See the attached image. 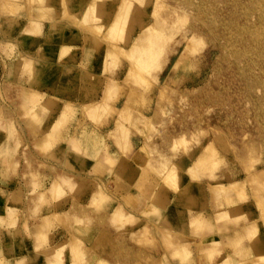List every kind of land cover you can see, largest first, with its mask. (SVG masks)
I'll use <instances>...</instances> for the list:
<instances>
[{
	"label": "crops",
	"instance_id": "1",
	"mask_svg": "<svg viewBox=\"0 0 264 264\" xmlns=\"http://www.w3.org/2000/svg\"><path fill=\"white\" fill-rule=\"evenodd\" d=\"M43 1L53 21L31 20L26 0L20 16H0V264H83L75 240L88 264H264V221L251 199L219 202L215 184L187 173L189 153L161 152L175 167L161 172L144 138L115 134L118 102L90 117L122 68L105 71L107 46L63 20L61 0ZM43 5L32 9L46 18ZM173 169L177 189L163 181ZM67 177L73 193L52 200Z\"/></svg>",
	"mask_w": 264,
	"mask_h": 264
},
{
	"label": "rangeland",
	"instance_id": "2",
	"mask_svg": "<svg viewBox=\"0 0 264 264\" xmlns=\"http://www.w3.org/2000/svg\"><path fill=\"white\" fill-rule=\"evenodd\" d=\"M18 1L0 0L2 19L20 16ZM45 3L26 0L31 20L55 19V9ZM60 4L63 20L95 44L107 46L105 71L122 68L119 79L106 88L107 106L88 108L90 117L98 120L99 110H114L108 102H118L115 134L126 140L132 131L144 138L151 156L161 158V172L163 165L174 167L161 152L173 157L192 154L196 159L187 170L191 178L227 184L224 188L239 182L237 188L220 187V194L215 192L219 202L230 205L251 199L264 221V0H61ZM40 5L46 18L32 9ZM38 33L40 28L34 35ZM192 35L197 37L194 54L186 70L175 76L173 64ZM8 49L7 43L4 51ZM62 51L66 54L67 48ZM129 73L134 80L128 83ZM201 156L208 161L195 166L204 163ZM176 179V169L163 177L173 189ZM71 181L67 177L54 183L50 198L58 202L65 196L62 188L73 193ZM37 184L33 179V187ZM45 201L46 195L39 205ZM7 213L10 224L14 213L10 209ZM52 215L59 218L58 213ZM46 222L53 226L51 219ZM75 242L82 263L88 264L87 258L83 260L86 248L78 240L71 247Z\"/></svg>",
	"mask_w": 264,
	"mask_h": 264
},
{
	"label": "bare ground",
	"instance_id": "3",
	"mask_svg": "<svg viewBox=\"0 0 264 264\" xmlns=\"http://www.w3.org/2000/svg\"><path fill=\"white\" fill-rule=\"evenodd\" d=\"M83 2H84V0H83ZM124 22L125 21H123L122 20V22L120 21V23L121 24H123L124 25ZM197 40V37L196 36H191V37H188L187 38V41H186V45L184 46V48H183V50L181 51V53H180V57H179V59L178 60H176L175 62H174V64H173V74H175V76H178V75H180L183 71H185L186 69H185V67L187 66V65H189V62H190V57L194 54V53H192V50H193V43L195 42ZM64 49V48H63ZM62 49V50H63ZM66 49V48H65ZM56 50V49H55ZM61 55H64L65 53L63 52V51H61ZM95 77V76H94ZM98 77H96V79H97ZM92 79V78H91ZM127 81H128V83L129 82H131V80H134V76L132 75V74H130L129 73V75L127 76ZM173 79V78H172ZM188 82V81H187ZM116 83V82H115ZM188 84H189V82H188ZM116 85H117V83H116ZM187 85V84H186ZM72 90V89H71ZM105 99H106V97H105ZM107 100V99H106ZM105 100V101H106ZM104 100L102 101V102H100V103H98V104H96L97 105V110L98 109H101V110H103V108H105V105H106V102H105ZM95 105V106H96ZM107 106V105H106ZM93 109H94V107H93ZM92 109V110H93ZM96 109V108H95ZM91 110V111H92ZM101 110H99V112H101ZM94 112H95V110H94ZM93 112V113H94ZM96 113H98V112H96ZM91 114H92V112H91ZM95 114V113H94ZM98 115V114H97ZM97 115H94V116H97ZM205 151H207V150H205ZM209 153H210V150H209ZM205 155H208V154H205ZM203 156H201L200 158H202ZM206 158V156H204V159L202 158L200 161H204V163L203 162H199V164L198 165H195V166H199L200 165V163L202 164V165H204L205 164V160H207V159H205ZM198 160V161H199ZM208 161V160H207ZM197 164V163H196ZM195 170V169H194ZM232 184L233 185H235L236 186V188L238 187V185L240 186V184H239V182H232L231 183V186L230 185H228L229 187H234V186H232ZM225 185H227V184H218V185H212L211 186V190H212V193L214 194V195H216V193L215 192H217V193H219L220 194V192L222 191V189H228L227 187L226 188H224V186ZM57 186V185H56ZM214 187H217L218 189H216V188H214ZM220 187H223L222 189L220 188ZM235 188V187H234ZM59 189V188H58ZM215 189H216V191H215ZM219 189H221V191H219ZM53 190H55V188H52V191L51 192H53ZM214 190V191H213ZM219 191V192H218ZM56 192V191H55ZM52 194V193H51ZM219 194H217V196L219 195ZM46 195V194H45ZM121 210V209H120ZM118 212H119V210H118ZM117 212V213H118ZM121 212V211H120ZM120 214V213H119ZM169 215V214H168ZM52 216H54V215H52ZM173 216V215H172ZM48 219L50 220H52V217L50 218V217H48V218H46L45 220H47L48 221ZM62 245V244H61ZM60 248V247H59ZM261 261H264L263 259H261ZM264 263V262H263Z\"/></svg>",
	"mask_w": 264,
	"mask_h": 264
}]
</instances>
